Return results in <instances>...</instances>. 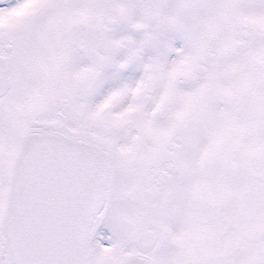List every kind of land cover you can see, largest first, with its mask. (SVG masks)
<instances>
[{
	"label": "snow or ice",
	"instance_id": "snow-or-ice-1",
	"mask_svg": "<svg viewBox=\"0 0 264 264\" xmlns=\"http://www.w3.org/2000/svg\"><path fill=\"white\" fill-rule=\"evenodd\" d=\"M0 264H264V0H0Z\"/></svg>",
	"mask_w": 264,
	"mask_h": 264
}]
</instances>
